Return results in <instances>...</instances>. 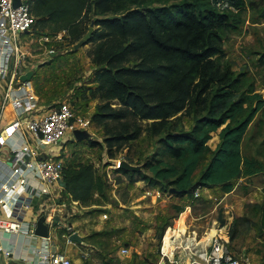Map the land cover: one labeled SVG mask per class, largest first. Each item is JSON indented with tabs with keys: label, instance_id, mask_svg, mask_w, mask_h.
I'll return each mask as SVG.
<instances>
[{
	"label": "trees",
	"instance_id": "16d2710c",
	"mask_svg": "<svg viewBox=\"0 0 264 264\" xmlns=\"http://www.w3.org/2000/svg\"><path fill=\"white\" fill-rule=\"evenodd\" d=\"M257 2L32 0V13L41 35L65 30L70 43H91L95 69L87 88L91 99L99 100L92 120L102 129L107 149L144 136L151 144L156 141L144 163L149 173L119 166L129 183L143 179L159 191L174 187L179 192L172 193L193 201L201 196L194 194L198 185L224 194L240 177L264 171V161L243 150L250 124L264 118V96L256 91L251 72L237 70L225 49L226 36L246 12L264 16V3ZM257 54L264 67V47ZM217 130L220 140L213 148L209 141ZM63 178L65 193L84 205L106 196V177L93 163L64 166ZM159 220L161 236L169 216L161 214ZM243 220L264 231V195L235 219L231 240ZM133 257L129 264H137V253Z\"/></svg>",
	"mask_w": 264,
	"mask_h": 264
},
{
	"label": "rangeland",
	"instance_id": "374dc122",
	"mask_svg": "<svg viewBox=\"0 0 264 264\" xmlns=\"http://www.w3.org/2000/svg\"><path fill=\"white\" fill-rule=\"evenodd\" d=\"M257 1H259L256 3L257 5L264 3V0ZM32 32V35L28 33L22 38L26 47L29 48L30 58L33 62L31 69L36 72L32 81L35 90L39 89L41 92L38 91L40 102L47 106L68 98L77 105L80 103V107L78 106L80 114L92 118L99 100L91 99L87 95V85H89L87 83L90 82L93 72L89 56L91 43L85 44L78 41L81 42V45L76 48L78 42L72 44L64 36L58 39L52 35L49 41L43 40L39 24L34 26ZM263 45L264 16H260L257 11L251 9L245 13V19L240 26L230 31L225 38L226 58L233 63L237 70L250 71L255 79L256 91L264 96V67L259 63L257 54L264 47ZM259 117L250 124L243 143V150L245 153L255 154L264 161V118ZM88 131L91 135L88 139L83 138L84 141L79 139L80 142L70 139L66 142L70 150L67 152L68 156H63L64 165L94 162L99 172L105 175L107 180L106 196L104 199L102 197L100 203L111 204L107 207L114 209V216L118 219V223L108 231H112L108 235L109 237L105 238V247H109V249L102 247L100 250L90 251V257L93 260L91 259L85 264H101L107 261V252L112 250L117 251L116 254H118L120 241L131 247L133 245L140 246L143 256L138 258L137 264L139 262L155 264L157 259H153L154 251L161 246L169 229L178 228L181 218L186 223H192L191 226L185 225L181 219L180 230L182 231L187 229L190 231L197 227L196 222L202 224L210 220L212 224V221L217 219L218 224L223 226L224 234L228 237L233 232L235 219L244 214L246 207L263 199L264 171L256 175L240 177L236 181V187L228 194L224 195L220 189L216 188V196L212 199L200 196L193 201L188 199L184 203L179 195L171 191H159L153 188L151 193H147L146 186L149 184L145 180H135L131 182L130 186L129 175L118 170L119 166L117 165L120 161L127 160L137 165L141 171L149 173V170L144 168V163L156 149V141H152L153 144H151V140L144 136L128 146L114 148L110 152L105 145L102 129L95 122L91 124ZM219 131H214L209 141L213 148L220 140ZM91 139L97 142L92 144ZM15 164L17 165V162ZM133 177L136 179L139 174H135ZM187 205L190 208H186ZM161 214L169 216V224L160 236L162 226L159 216ZM187 215L191 217L188 218ZM249 217L252 220L256 219L253 213L249 214ZM89 221L87 219L84 223L89 225ZM222 226L219 228L220 230H222ZM96 229L97 226H91V231H89L93 233ZM238 232L234 239L229 238V246L238 255L241 264H264V231L259 232L252 226L250 220H243L238 226ZM62 233V231L58 232V243L62 250L66 249L70 255L71 253L75 255L73 245L67 244ZM91 235L88 237L89 242H95L96 237ZM173 235L177 237V231L173 232ZM167 236L171 237V232ZM83 249L87 250V246L83 245ZM133 253L135 254L137 251L133 250ZM81 256L83 255L81 254ZM83 258L85 259V257ZM0 263L3 264V261Z\"/></svg>",
	"mask_w": 264,
	"mask_h": 264
},
{
	"label": "built area",
	"instance_id": "2783aa9c",
	"mask_svg": "<svg viewBox=\"0 0 264 264\" xmlns=\"http://www.w3.org/2000/svg\"><path fill=\"white\" fill-rule=\"evenodd\" d=\"M219 5L224 8L227 4L222 1ZM35 19L32 13V0H22L19 6H14L13 0H0V141L2 136L12 134L16 129L22 131L26 141L24 152L18 155L17 165L11 157L2 154L0 147V201L18 184L33 185L38 194L47 195L54 206L58 203L55 186H61L59 179L63 178L65 166L61 156L62 143L71 138L77 140L75 131L88 130L93 120L80 114L79 107L68 98L47 106L43 105L33 81L21 80V75L33 68L29 48L24 44L22 36L26 33L33 34ZM65 33L64 30L53 36L60 39ZM41 39L49 41L51 35L42 34ZM42 154L45 155L44 158H41ZM120 162L117 166H120ZM29 174H33L37 184L31 182ZM202 188L201 185L195 188L196 197L201 195ZM186 208H190L189 205ZM43 213L49 225V234L40 236L43 245L38 249L41 264H73L68 253L58 248L54 234L57 228L64 227L63 237L67 244H73L70 235L76 229L72 224L57 218L56 208L46 207ZM18 215L11 220L0 216V230L11 233L27 231L31 235H36L37 218L26 222ZM173 239L174 235L170 238L171 243ZM229 243V236L218 229L212 235L211 249L202 256L200 250L195 249L189 264H241ZM178 247L181 246L174 244L168 248L175 252ZM169 249L167 251L161 249L165 258L163 261L169 264H182L179 259L171 261ZM131 252V246L119 242L120 257L128 256ZM200 257H203V260ZM117 264L124 263L118 261Z\"/></svg>",
	"mask_w": 264,
	"mask_h": 264
},
{
	"label": "crops",
	"instance_id": "0c3cea01",
	"mask_svg": "<svg viewBox=\"0 0 264 264\" xmlns=\"http://www.w3.org/2000/svg\"><path fill=\"white\" fill-rule=\"evenodd\" d=\"M91 66L92 69H95V66L92 64V62ZM87 84L90 85L91 83L88 82ZM87 95L90 97L88 92ZM74 104L77 105L76 103ZM77 106L80 107V103ZM75 141L80 142L78 138ZM62 145L63 148L61 149V156L64 160V157L68 156L67 152L70 150V148H68L67 143H62ZM25 146V137L20 129H16L14 132H12V134L2 136L0 141L2 154L5 155V157H11V160H13L14 163L17 162L18 155L24 152ZM90 163L94 164L93 161H90ZM29 176L32 178L31 182L33 184H37V180L33 177V174H29ZM131 185L132 184H130V186ZM216 188L217 187H203L201 190V196H207L209 197L208 199L214 198L216 196ZM152 189L153 188H151L149 185L146 186L147 193H151L153 191ZM55 191L58 193V203L53 206L52 202L48 199L47 195H39L37 189L33 185L22 186L18 184L10 194L6 195L0 201V216L7 220H11L16 218V216L18 215L17 213H19L20 217L23 218L26 222H31L34 221L36 218L38 219L42 214H44V208H48L51 206L57 209V218L62 219V222H68L72 224L76 231L83 237L82 242L74 241V243L71 244L75 249V255L71 253L72 257L69 252L66 251V249L63 250L68 253L70 258L72 259L73 264H85V262H90V260L92 259L90 257V251H93L94 249L100 250L103 247L104 249L108 250L109 247H105V238L109 237L108 235H110L112 231L111 233L103 236H98V234L100 232L110 231L111 228L115 226L116 223H118V219L114 216V209L107 207L111 204H104L98 202L92 203L90 205H84L80 201L73 199L71 195L66 194L65 188L62 186H55ZM230 192L224 193V195ZM97 195L98 194H96V196ZM179 198L183 199L184 203H186L188 199H190L189 196L180 195ZM187 217L190 218L191 216L187 215ZM87 219L90 220L89 225H86V223H84ZM180 221L178 223V228H171L166 233L168 235L171 232V234L173 235V232L177 231V237L172 240V243L170 242L171 237L165 234L161 242V246H159L158 249L154 251L152 256L153 259H157L155 264H161L163 259H165L162 256L161 249L163 251H167L169 249L168 247L174 244L181 247L176 248L175 252L170 251L169 249L168 255L170 256L171 261L175 262V260L179 259L182 264H189L192 257L194 256L193 251L195 249L200 250L201 256L204 255V253L208 249H211V234L213 231H217L222 226L218 224L217 219H214V222L212 221V224L210 223V220L202 224L196 222L197 227L192 228V230L190 231L189 229H187L186 231H182L180 230ZM183 222L185 225H192V223L190 222L186 223L184 220ZM91 226H97V229L93 233H90ZM55 231V242L58 248L62 250L60 244L58 243V232L62 231L63 233H65V229L64 227H59ZM90 234H92L91 236L96 237V240H94L95 242H89L88 237L90 236ZM98 237H101L100 240H97ZM83 245L87 246V250L83 249ZM41 246H43L42 240L41 237L38 235H31L27 231H23L20 233H11L0 230V261H3V264H41L42 260L38 255V249L41 248ZM133 250L137 251V261H139L138 258H141L143 256V251L142 249H140L139 245H133L132 253L128 256L120 257L119 253L116 254L117 251L113 250V252H107L108 259L107 261H104L101 264H114V262L118 261H122L124 264L134 262L135 259L133 257ZM81 254L83 256H81ZM83 257H85V259ZM200 259L203 260V257H200ZM139 264L142 263L139 262Z\"/></svg>",
	"mask_w": 264,
	"mask_h": 264
},
{
	"label": "water",
	"instance_id": "95a60500",
	"mask_svg": "<svg viewBox=\"0 0 264 264\" xmlns=\"http://www.w3.org/2000/svg\"><path fill=\"white\" fill-rule=\"evenodd\" d=\"M21 3H22V0H13L14 6H19ZM80 45H81V42H78L76 44V48H78ZM35 73L36 72H35L34 69H30L26 73H24V74L21 75V80L22 81H30V80H32V78L35 75ZM75 135H76V137L78 139H83V138L85 139V138H88L90 136V132L88 130H80V129H77L75 131ZM44 157H45V155L42 154L41 155V158H44ZM120 166H122V167H124L126 169H130V170H137V169H139V167L137 165H134V164L130 163L127 160L121 161L120 162ZM59 184L62 187H64V188L67 186V182H66V180L64 178H60L59 179ZM170 191L171 192H179L174 187H172L170 189ZM35 234L38 235V236H48V234H49V225L46 222V216L45 215H41L37 219ZM70 239L73 240V241H79V242H82L83 241V237L77 231L73 232L70 235ZM161 264H169V263H166V262L162 261Z\"/></svg>",
	"mask_w": 264,
	"mask_h": 264
},
{
	"label": "bare ground",
	"instance_id": "6f19581e",
	"mask_svg": "<svg viewBox=\"0 0 264 264\" xmlns=\"http://www.w3.org/2000/svg\"><path fill=\"white\" fill-rule=\"evenodd\" d=\"M216 233V231H213L211 235H214Z\"/></svg>",
	"mask_w": 264,
	"mask_h": 264
}]
</instances>
